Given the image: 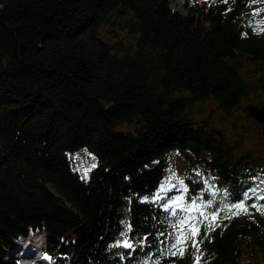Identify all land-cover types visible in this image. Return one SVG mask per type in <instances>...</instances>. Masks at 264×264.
<instances>
[{
    "label": "trees",
    "instance_id": "1",
    "mask_svg": "<svg viewBox=\"0 0 264 264\" xmlns=\"http://www.w3.org/2000/svg\"><path fill=\"white\" fill-rule=\"evenodd\" d=\"M185 1L0 0V264H264V0Z\"/></svg>",
    "mask_w": 264,
    "mask_h": 264
},
{
    "label": "rangeland",
    "instance_id": "2",
    "mask_svg": "<svg viewBox=\"0 0 264 264\" xmlns=\"http://www.w3.org/2000/svg\"><path fill=\"white\" fill-rule=\"evenodd\" d=\"M188 1L189 3L194 2V0H188ZM184 3H186L185 0H171V7L175 10L184 13L187 9L185 8ZM248 105H258V104L246 103L245 110L239 109L233 112L232 115L230 116H226L222 112L215 111L213 112V119H214V123L217 124L219 127H221L228 134L233 135L235 132L241 134L242 140L244 141L246 147L253 148L254 150H256L258 148V146H256V144L258 143V132L259 131L261 132V123L248 114L247 111ZM210 106L211 104L209 103H206L204 105L205 108H208ZM258 106L262 107L260 105ZM181 163H182L181 159L179 157H176V164L173 167L174 169L173 171H171L172 172L171 174L179 175L181 173V168L179 167ZM17 241H20L21 244L19 245L15 242L17 248L13 252V256L18 259V264H20L19 262H22V264H28V263L36 264L38 259H40V261L42 260L46 264L52 263V258L46 256L44 252L46 247V235L42 230H33V231L30 230L28 239L25 240L19 238ZM18 245L22 246L23 248L22 249L19 248ZM26 248L28 249L29 255L18 257L19 255L22 254L20 250L25 251ZM34 255H37V258L35 260H33ZM57 256L63 258L64 254H60L57 252ZM37 264H39V262Z\"/></svg>",
    "mask_w": 264,
    "mask_h": 264
},
{
    "label": "water",
    "instance_id": "3",
    "mask_svg": "<svg viewBox=\"0 0 264 264\" xmlns=\"http://www.w3.org/2000/svg\"><path fill=\"white\" fill-rule=\"evenodd\" d=\"M248 114L261 123V132L264 133V106L248 105Z\"/></svg>",
    "mask_w": 264,
    "mask_h": 264
},
{
    "label": "snow or ice",
    "instance_id": "4",
    "mask_svg": "<svg viewBox=\"0 0 264 264\" xmlns=\"http://www.w3.org/2000/svg\"><path fill=\"white\" fill-rule=\"evenodd\" d=\"M234 207L237 208V209H241L242 211H246V209L244 208V205L242 203L241 204H236V205H234ZM233 214L236 215L237 213H233ZM201 215H203V213H201ZM216 219H217V216H216L215 213H213L212 220L215 221ZM198 232H199V229L193 227L192 230H191V236L192 237H195ZM178 243H179V241H178ZM124 246L125 247H131V245L130 244H127V243ZM195 246L196 245L193 244V247H195ZM173 254H176V253H173ZM179 254L182 255L183 254V250H180V253Z\"/></svg>",
    "mask_w": 264,
    "mask_h": 264
},
{
    "label": "bare ground",
    "instance_id": "5",
    "mask_svg": "<svg viewBox=\"0 0 264 264\" xmlns=\"http://www.w3.org/2000/svg\"><path fill=\"white\" fill-rule=\"evenodd\" d=\"M20 248H23L22 246H20ZM19 250V249H18ZM20 251H22V250H20ZM27 251V248H26V250H25V252ZM37 253V252H36ZM35 256V255H34ZM41 258V257H40ZM39 262V264H44V263H42V260L40 261H38ZM29 264V263H28ZM37 264V263H36Z\"/></svg>",
    "mask_w": 264,
    "mask_h": 264
}]
</instances>
